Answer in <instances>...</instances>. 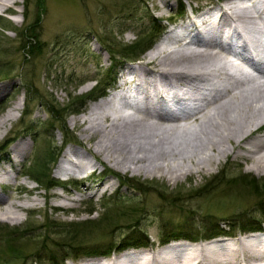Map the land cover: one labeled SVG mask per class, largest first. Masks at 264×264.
<instances>
[{"label": "rangeland", "instance_id": "rangeland-1", "mask_svg": "<svg viewBox=\"0 0 264 264\" xmlns=\"http://www.w3.org/2000/svg\"><path fill=\"white\" fill-rule=\"evenodd\" d=\"M227 1L21 0L19 4L13 6L11 11L0 15V84L9 83L13 86L11 92L0 97V121H6L4 128H0V159L7 158L2 149L3 144L8 139L16 137L13 150L16 145L22 144V142L32 143L30 153L27 155L28 159L20 164L23 166L22 170L24 169L25 174L33 173V170L38 169L42 171V166L38 167L39 160H44L47 157L46 159H49L50 162L45 166L44 171L49 177L63 181L56 176L55 171H52L51 168L54 164L53 160H56L60 148L65 143L66 135L61 129L50 125L52 121L51 106H54V110H59L58 112L62 114L68 133L73 134L74 140H78L81 146L88 149L91 146L90 143H95L97 139H89L84 136L82 121L86 119L89 109L102 101L100 99L90 100L88 95L98 89L96 86L99 81L106 82L108 77L110 78L108 85L110 91L107 92V97L114 94V91L119 88L117 78L121 74L123 76L124 71V66L118 68L119 64H115L114 60L132 66L144 61L148 52L161 42L167 32L164 31L162 37L159 36L153 41L151 48L140 54L139 60L133 63L125 60L126 55L123 51L122 56L119 50L115 55L108 51L103 45L101 37L104 39L114 37L120 47L122 44L121 48L123 49L125 45H132L141 40L143 34L157 33L159 27H163L164 30L168 29L171 25L168 19L175 11L183 9L188 14L191 9L211 3L214 5L233 3L232 0ZM239 4L242 5V3ZM175 19L178 21V13ZM34 25L39 40L33 43L34 45L40 41L43 43L40 53L25 47L29 42L27 36L34 32L32 29ZM180 31L176 34L178 36H175L176 39L179 37L177 39L179 41L181 34L182 41L172 42L171 46L172 48L188 49L186 42L191 39L188 36L184 37L186 34ZM199 48L203 49L204 46L200 45ZM114 64L116 67L112 70L111 67ZM229 70L241 79L244 78L250 83L255 82V79L247 78L234 67H229ZM252 73L256 74L254 71ZM7 76L14 79L2 81ZM259 76L261 75H257L255 78H259ZM262 80L264 78H259L257 81ZM84 98L86 102L82 107ZM16 106H19L20 110L14 112L16 113L14 118L8 119L6 113ZM127 110L132 112V109L126 108ZM201 115L192 116L188 122L196 121V117ZM74 119L78 120L77 124H74ZM27 132L33 133L32 136ZM33 137L35 138L33 139ZM73 146L71 145V147ZM232 151V154L221 159L220 162L210 157V162L206 158L204 161H200V168L187 165L177 176L172 173L168 174L166 171L151 174L131 169L126 172L115 168L108 162H103L104 156L96 154L93 150L91 153L95 155L96 159L89 157L88 161L96 166L95 174L90 177L87 174H80L75 176L76 178L73 176L63 177H73V181L78 182L75 186L71 184L66 190L37 184L31 180L30 176L25 178L18 176L15 182L10 181L14 189L10 188L8 193L2 196L9 197L7 201L9 203H0V211L10 208L13 203L24 206L22 204L26 201L34 199L37 201L31 207L24 208L15 204L18 206L16 214L18 219H10V221L0 219V227H10L11 229L26 225L25 228H27L31 221L35 222L36 227H40L47 225L46 220L49 218L66 223L86 224L94 221L97 226L92 233L85 226L86 234L90 235L86 239L88 247L96 246L107 249L110 242H120L127 235L128 237L133 236V239L138 236H142L145 240L149 239V242L152 243L150 246L159 251L162 247L160 243L163 238H166L168 231L181 227L186 219V213L191 212V215H197L192 218L198 225L192 227L184 223L185 227L192 228L196 233L209 229V232L192 236L210 235V231H213L212 236L226 233L236 234L243 230L245 225L250 224V227L253 226L252 223L264 221V199L250 194L249 189H242L241 186H236L238 188L229 191L230 196L211 193L217 185V183L212 184V178L223 175V180L226 182L238 177V173L241 174L242 171L245 175L255 177L258 184L264 187V175H259L255 170H251V161L244 157L245 149L234 148ZM7 152L10 153V149ZM63 154L64 150L57 165ZM208 154L204 157H209ZM1 167L6 168L8 164L0 165V170ZM185 172L186 174L182 175ZM128 180L138 181L141 184L156 182L157 187H167L169 191L161 197L159 193L150 190L153 186L145 184L143 188H147V193L143 194L141 190H134L133 186L130 187ZM84 184H88L89 189ZM216 187L218 192H222V189L227 191L224 185ZM19 189H22V193L19 192ZM258 189L260 190V187ZM113 196L120 197L121 201L129 200L130 203L123 207L122 211H119L121 206L110 203L109 199ZM172 198L177 201L171 202ZM14 207L12 206L13 209ZM252 210H256V212L251 213ZM206 213L213 216L209 220L203 219V215ZM137 220L141 222L138 226ZM203 221L204 223L201 224ZM225 222L227 223L226 228L222 225ZM227 226L230 228L229 231H227ZM51 230L48 228L32 230L30 236H37L38 231L47 234ZM222 238L228 243L231 242L226 235ZM27 243L29 245L24 247V251L28 254H37L40 249L37 244H34L35 242L32 240ZM63 248L61 245L55 255L64 260L67 257V252ZM42 253L45 254L46 251ZM89 257H96V255L84 254L79 259L70 257L64 264H82ZM44 262L49 263L46 257L44 259L32 257L28 260L18 261V264H46Z\"/></svg>", "mask_w": 264, "mask_h": 264}, {"label": "bare ground", "instance_id": "bare-ground-1", "mask_svg": "<svg viewBox=\"0 0 264 264\" xmlns=\"http://www.w3.org/2000/svg\"><path fill=\"white\" fill-rule=\"evenodd\" d=\"M20 2L0 0V15ZM205 7L193 9L188 22L178 26L184 37L191 39L186 42L188 49L171 46L182 41L181 34L179 41L178 35L169 36L156 44L144 61L124 65L119 86L123 91L93 105L82 121L84 136L97 141L88 149L71 147L61 177L93 176L97 168L88 161L89 157L96 159L93 150L104 156L103 162L126 172L166 171L179 176L187 165L200 168V161L206 158L210 162V157L220 162L234 148L245 149L251 170L264 175V80L257 81L264 78V0ZM229 67L255 82L241 79ZM251 68L261 76L255 78ZM12 88V84L1 83L0 97ZM16 110L20 107L11 109L6 117L14 118ZM200 114L196 121L188 122ZM4 125L6 121L1 120L0 128ZM31 148L32 143L21 146L19 156L26 157ZM207 154L209 157H204ZM7 174L2 168L0 181ZM8 198L1 197L0 203L8 204ZM36 201L15 204L24 208ZM15 204L14 209L0 211L1 220L18 219ZM245 233L236 234L230 243L191 247L177 243L157 253L149 249L122 259L118 254L102 264H264V230L257 237Z\"/></svg>", "mask_w": 264, "mask_h": 264}, {"label": "trees", "instance_id": "trees-1", "mask_svg": "<svg viewBox=\"0 0 264 264\" xmlns=\"http://www.w3.org/2000/svg\"><path fill=\"white\" fill-rule=\"evenodd\" d=\"M42 1V0H40ZM41 3V2H40ZM28 16V14L26 15V17ZM160 29L157 31V33H153L150 32L148 34H143L141 37L142 39L139 40L138 42L132 44V45H125L122 47L119 46V43L116 42L114 37H110V38H102V43L103 45L106 47V49L110 52H112L114 55L116 52L121 51V56L123 55V53L126 55V59L125 60H132V61H136L139 60V58L141 57L140 54H142L143 52H145L146 50H148L149 48H151V45L153 43V41H155L157 39V37L161 34L160 32H162V28L159 27ZM33 29V34L30 36H27L28 39V43L27 45H25L26 48H30L31 50H35L37 53L42 52L43 49V43L40 42H36V44L34 45L33 42H35L36 40H39L38 38V34L37 31L35 29V25L32 27ZM31 40V41H30ZM119 47H118V46ZM123 51V53H122ZM124 59V58H123ZM115 64H120L121 61H117L114 60ZM119 62V63H117ZM115 64L112 66V70L116 67ZM5 70V69H4ZM1 70V71H4ZM9 76L5 77L3 80L8 79ZM109 77L107 78L106 82L104 81H99V84L94 91L95 92H91L88 96L91 99H96L99 98L100 96H103L106 92V89L109 85ZM34 92V90H32ZM31 92V91H30ZM94 93V94H93ZM93 94V95H91ZM79 100V99H78ZM86 99L84 98L82 101V107L83 105L85 106V101ZM80 101V102H81ZM54 106H51L52 111H51V123L50 125H52L53 127H58L61 129V131L65 132L66 135V140H71L74 139L73 134H69L68 130H67V126H66V121L63 120L64 117H62V114L59 113L58 111H55ZM81 110V109H80ZM78 110V111H80ZM49 112V111H48ZM59 123V124H57ZM46 124V123H45ZM51 141V140H50ZM58 154L56 156V160H57ZM47 158V157H46ZM44 159V160H39V165L38 167L42 166V171L38 170H33V173L29 172L30 176L33 177V179H35L38 183L40 184H45V187H55L60 185V182L57 180H54L52 177H49L47 175V173L44 171V169L46 168L45 166L48 165V163L50 162V160L48 159ZM56 160L54 159L53 162H56ZM51 170V169H50ZM239 176L233 179H229L228 181H224L223 180V175H219V176H214L212 178V184L217 183L216 186L219 185H224L225 189L227 191H224V189H222V192H218L217 191V187L215 186L211 193H215V194H226L230 196L229 191L234 190L235 188H238L236 186H241L242 189H249L250 190V194H255L257 195L258 198L261 197V199H264V187L258 184V181L255 177L251 176V175H245L242 173L241 174L238 173ZM40 178V179H39ZM128 182L130 183V187L133 186L134 190L138 189L141 190V193H147V188H143L145 184H149L150 186H153L152 189L155 191L156 193H159L160 196L162 197L163 195H165L167 193V191H169L167 189V187H157L156 186V182H147V183H139L138 181H134V180H128ZM264 185V183H263ZM260 187V190L258 189ZM166 188V189H165ZM205 193H207L206 191H204ZM132 200V199H131ZM175 202L177 200L172 198L171 202ZM170 202V201H169ZM263 202V201H261ZM110 203L112 205L115 204L121 206L120 209H118L119 211H122L124 208L126 207L130 201L129 200H125V201H121L120 197L118 196H114L112 198H110ZM115 208V207H114ZM92 212V211H90ZM186 219L184 221V223H187L186 225H191L192 227H195V225H198L194 222L195 217H197V215L192 214L191 212L186 213ZM213 215L212 214H205L203 215V219L209 220ZM193 217V218H192ZM187 221V222H186ZM169 222H171V220H169ZM47 225H42L40 227H36L34 224V221H31V223H29V226L26 225L23 227H17V228H11L10 227H0V264H18V261H22V260H28L29 258L32 257H38V258H47L48 262L50 264H60V263H64L65 260L69 257L71 258H77L78 256L82 255V254H97V253H104L105 251H113V250H117V249H121L124 246H126L130 240H135L136 242L145 243V239L142 236H138L136 239H133V236L128 237L126 235V237H124L122 239V241H118V242H110L108 244V248L107 249H101V248H97L96 246L94 248L92 247H88L86 245V239L89 238L90 235L86 234V230L88 227V231L94 230V228L97 226L95 224L94 221H90L86 224H82V223H66V222H61V221H57V220H52L51 218L46 220ZM140 221H136L137 226L140 224ZM183 223V224H184ZM203 222H201V224H203ZM257 223L262 224V220L256 223H252L253 226ZM182 224V225H183ZM181 227H176L173 228L171 230L168 231L167 236L170 237L172 235H179V236H189L190 237H194L192 235H196V234H200L202 232H209V229H205L202 230L201 232L198 231L199 233H196L195 230H193L192 228L188 227V226H182ZM250 224L245 225L243 227H249ZM86 226V227H85ZM134 226V225H133ZM85 227V228H84ZM46 228L48 229H52L50 231V233H44L42 231H38V235L37 236H30L32 230H45ZM211 229V228H210ZM134 234V232H133ZM87 235V236H86ZM92 236V235H91ZM29 240H32L33 242H35L34 244H37V246L40 248L37 252V254H28L27 252L24 251V247L28 246L29 244L27 243ZM38 240H42V241H38ZM61 245L64 247V251L67 252L66 256L63 259H59L56 257V253L57 250H60ZM45 254H43L42 252H45ZM42 253V254H41ZM46 263V262H44Z\"/></svg>", "mask_w": 264, "mask_h": 264}]
</instances>
